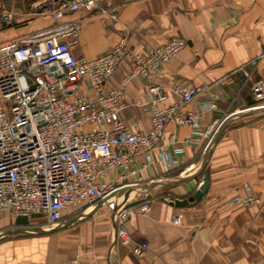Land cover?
Here are the masks:
<instances>
[{"label": "crops", "instance_id": "0c3cea01", "mask_svg": "<svg viewBox=\"0 0 264 264\" xmlns=\"http://www.w3.org/2000/svg\"><path fill=\"white\" fill-rule=\"evenodd\" d=\"M0 6L15 14L13 22L0 23L4 40L54 22L49 15L14 10L2 2ZM76 18L81 29L74 51L86 59L105 54L121 40L133 52L184 41L182 51L150 74L148 83L168 91L162 105L180 99L173 91L177 84L197 90L185 111L195 102L214 101L217 108L203 115V130H212L186 142L187 126L167 125L184 151L178 168L164 172L158 162L143 172L151 211L138 212L128 221L132 238L148 244L142 256L118 242L111 251V211L104 206L54 233L0 238V264H264V203L230 202L251 192L264 201V0H99V9L62 19ZM131 65L130 59L124 60L108 86L119 83ZM146 87L140 79L131 82L122 111L143 132L150 128V116L135 102L147 100ZM223 124L202 168L207 145ZM205 175L209 184L202 198L176 206L173 201L192 196ZM91 210L89 205L76 214L67 211L53 224L43 217L27 218L25 225L51 229ZM18 219L4 216L0 234L25 226Z\"/></svg>", "mask_w": 264, "mask_h": 264}, {"label": "built area", "instance_id": "2783aa9c", "mask_svg": "<svg viewBox=\"0 0 264 264\" xmlns=\"http://www.w3.org/2000/svg\"><path fill=\"white\" fill-rule=\"evenodd\" d=\"M94 9H99V0H56L37 12L54 20L47 27L6 40L0 36V225L4 216L57 223L67 211L79 213L124 186L146 184L143 172L158 162L164 172L178 168L184 147L175 145L177 135L167 132L168 124L187 126L186 142L211 133L203 130V115L217 108L214 101L195 102L185 111L183 106L192 103L197 90L177 84L173 91L180 99L162 105L168 91L148 83L150 74L182 51L184 41L133 52L121 40L96 58L75 54L81 22L62 18ZM14 19L12 11L0 10V23ZM261 46L264 56V38ZM126 59L131 67L109 87ZM137 79L147 83V100L135 102L150 116L147 132L139 129L137 120L129 123L122 117L127 88ZM120 195L105 204L109 212ZM230 202L264 203L252 192ZM150 211L145 189L142 198L116 213L117 242L130 246L137 256L149 247L132 238L128 221Z\"/></svg>", "mask_w": 264, "mask_h": 264}, {"label": "water", "instance_id": "95a60500", "mask_svg": "<svg viewBox=\"0 0 264 264\" xmlns=\"http://www.w3.org/2000/svg\"><path fill=\"white\" fill-rule=\"evenodd\" d=\"M224 125L225 124H223L221 126V128L217 131L218 133L216 134V136L208 143L207 152L204 156V160H203L204 163H203L202 168L205 167V165L207 163L206 160H207L208 152H209L210 148L212 147V145L219 138V136L221 134V129L224 127ZM208 184H209V175H205L204 181L197 188V190L194 192V194L192 196H190L188 198H184V199H175L173 201L174 204L176 206H180L183 204L192 203L195 200H200L202 198V196L208 191V189H207ZM148 187H149L148 184H141V183L137 184V185H133V186H124L123 188L117 190V192H115L114 194L109 196V198H107L105 200L97 201V202H95V204L91 205L92 206L91 212H89V213L82 212L80 215H78V216L72 218L71 220L67 221V223L58 224L57 226H53V228H51V229H43L41 227L38 228V227H34V226H29V225L17 226L16 228L11 229V231H9V232L1 233L0 238L7 236V235H11V233L30 232V233L39 234L42 231L54 233V231L68 228V226H70L71 224L77 223L84 218L91 217L93 214L96 213V211L98 209H100L101 207H104L105 204L109 201V199H111L112 197H117L119 194H121L119 196V198H117L116 208L111 212V220H112V225H113V241L111 244V251H112L114 249V246L117 244V241H118L116 213L121 208L124 207V204L131 202L133 200H138V199L142 198L144 195V190L147 189ZM57 223H59V222H57Z\"/></svg>", "mask_w": 264, "mask_h": 264}, {"label": "rangeland", "instance_id": "374dc122", "mask_svg": "<svg viewBox=\"0 0 264 264\" xmlns=\"http://www.w3.org/2000/svg\"><path fill=\"white\" fill-rule=\"evenodd\" d=\"M45 1V2H44ZM54 0H36L32 5H29L26 0L11 1L6 6L14 10H21L24 12L37 13L38 11L45 10L53 4ZM12 6V7H11Z\"/></svg>", "mask_w": 264, "mask_h": 264}, {"label": "trees", "instance_id": "16d2710c", "mask_svg": "<svg viewBox=\"0 0 264 264\" xmlns=\"http://www.w3.org/2000/svg\"><path fill=\"white\" fill-rule=\"evenodd\" d=\"M11 1H15V0H0V2L3 3V5L8 4V3L11 2ZM35 1H36V0H26V2H27L29 5H32ZM0 10H2V6H0ZM18 222H19L20 224H23V225H25V224L28 223V222H27V218H19V219H18Z\"/></svg>", "mask_w": 264, "mask_h": 264}]
</instances>
